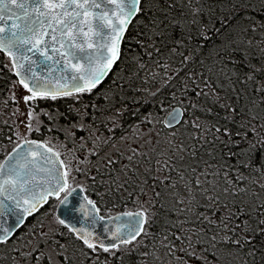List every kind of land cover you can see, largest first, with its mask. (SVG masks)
Segmentation results:
<instances>
[{
    "label": "trees",
    "instance_id": "obj_1",
    "mask_svg": "<svg viewBox=\"0 0 264 264\" xmlns=\"http://www.w3.org/2000/svg\"><path fill=\"white\" fill-rule=\"evenodd\" d=\"M140 9L119 61L90 95L121 104L129 119L182 106L183 122H197V145L212 159L201 162L203 177L223 182L234 195L248 190L254 204L251 209L246 201L222 194L200 202L198 193L204 189L191 178L184 185L196 192L189 199L193 208H182L183 200L166 205L159 198L150 213L155 216L147 217L143 233L133 241V252L101 264L143 262L158 244L175 264H183L189 259L180 251L188 248L184 237L190 236L198 249L197 240L207 247L213 235L217 248L209 250L217 251L221 264H264V196H254L258 186L257 192L264 193V157L248 149L249 142L264 139V0H142ZM16 81L10 57L0 51V157L18 143L13 117L19 99L11 94ZM53 102L37 96L26 103L45 119L32 138L43 140L53 132V109L60 108L59 118L65 122L82 111L71 109L76 98ZM166 179L171 184V177ZM222 237L230 241L220 243ZM235 240L239 244L231 242ZM225 248L234 250L231 259L221 256Z\"/></svg>",
    "mask_w": 264,
    "mask_h": 264
},
{
    "label": "snow or ice",
    "instance_id": "obj_2",
    "mask_svg": "<svg viewBox=\"0 0 264 264\" xmlns=\"http://www.w3.org/2000/svg\"><path fill=\"white\" fill-rule=\"evenodd\" d=\"M103 3L114 5L110 9L112 16L107 12L93 11L100 8L97 0H0V51L10 57L14 66L23 69V72L17 71L16 74L21 76L19 82L31 93L24 97L25 103L35 100L37 96L41 99L55 100L57 96L91 91L111 70L112 64L119 59L121 34L131 18L141 11L139 7L141 0H103ZM107 26L111 27L110 33L104 31ZM105 35L108 39L98 44L97 41L102 40ZM28 52L32 53V56L25 54ZM49 61H52L51 65ZM24 62H27V67ZM41 64L48 68L49 76L57 70L55 66L60 65L61 70L68 74L67 77L61 76L60 79L66 78L70 86L61 85L58 81L54 88L41 86L40 79L43 78H37L33 72V67ZM26 78L35 81V87H29L25 82ZM181 115L178 109H174L169 113V120L165 123L171 127L179 123ZM28 128L31 130V123ZM248 149L252 153L260 152L264 157V139L249 142ZM133 152L135 154V150ZM49 153H53V150L47 144L25 140L13 149L7 159L0 162V243H7L9 237L13 235L12 226H5L9 216L15 217L19 224L24 219L21 211L31 215L32 210L45 202L50 195H55L61 205H67L69 196L76 191L68 182L70 165L58 159L59 152L53 155ZM41 162L45 165L50 164L51 167H43ZM57 162L60 167H57ZM196 183L199 185L200 181L197 180ZM36 188L42 191L37 192ZM11 192H16L21 198L10 196ZM62 192L66 193L63 199L60 197ZM8 200L12 203H7ZM72 211L87 215L98 213L99 208L94 201L85 198L84 203L78 208H72ZM123 215L129 219L124 220L122 225H117L111 233L114 242L107 246L99 243V248L104 252H112L114 249L118 250L121 245L131 244L144 231L146 216L143 212ZM92 219L95 220L96 216L93 215ZM111 219L120 221L121 217ZM58 222L64 224L65 220L59 219ZM71 230L89 249L93 252L97 250V243L89 239L92 236L91 232L86 229ZM184 239L188 240V248L191 251L188 248L180 249L189 258L184 260L183 264H192V261L196 264H221V257L217 251L209 250L217 248L216 235L210 238L207 247L197 240L198 249L192 246L190 236ZM229 241V237H222L219 242ZM231 242L239 244V240ZM48 246L50 247V244ZM25 255L31 257L36 264H40L41 260H51V256L43 251V245L33 246ZM65 259L61 253L60 264H63ZM177 259L181 260L182 257Z\"/></svg>",
    "mask_w": 264,
    "mask_h": 264
},
{
    "label": "rangeland",
    "instance_id": "obj_3",
    "mask_svg": "<svg viewBox=\"0 0 264 264\" xmlns=\"http://www.w3.org/2000/svg\"><path fill=\"white\" fill-rule=\"evenodd\" d=\"M11 94L19 99L13 117L19 132L17 142L31 139L33 132L41 129L42 124L45 123V119L41 111H33L27 108L24 97L31 95V93L19 81H16L13 85ZM78 99L79 101L75 103V107L83 109L81 102L82 98ZM53 101L55 100L51 99V102ZM105 101L108 102L106 103ZM99 102V104L97 101L95 102L93 114L99 117L102 122H107L111 117L117 118L119 121L124 119L125 114L120 108L122 106L121 104H116L112 100L110 101L107 99H100ZM44 108L46 107L41 109ZM58 109L60 110V108ZM58 109H53V119H56L54 120L53 132L46 135L43 141L53 146V148L63 156L65 163L70 165L71 173L74 171L77 172V169H79L78 165L85 162L84 159L88 151L89 154L90 151L96 152L97 154L100 151L101 157L98 155L97 159L101 158L102 160L111 159L109 155L111 154L110 149L113 144L117 146V149L128 150L131 153V155L125 157L122 151L116 150L118 155H115L114 158L107 162V165L103 167L100 165V169L96 172L95 179L102 183L106 182L103 191H107L109 180H113V184L109 186L110 192L118 193L111 195L106 192V194L102 195L101 203L106 212H108L106 214L121 210V207L111 206L110 203H113V197H117V200L121 201L122 199L120 198H124L122 202H114L117 203V205L124 206L122 209L147 210L151 208L152 202L154 203L159 198L161 200L163 199L166 205H173L177 199L183 200L180 205L182 208H193L194 205L189 203V199H191V197H197L196 192L192 188H185L184 185L185 182L191 178L194 179L195 184H197L196 181L199 180V188L205 190V192L202 190L201 193H198V201L200 202L209 200L206 196H211L213 197L212 199H215L222 194L225 199L229 198V200H237L239 202L246 201L248 203L247 206L251 209L253 208L254 197H249L250 193L248 190L241 191L234 196V194L229 192L227 187L223 186V182L220 183L216 178L205 179L203 177L201 162H211L212 159L208 152H202L197 145L198 142L196 139L199 137V132L196 127L197 122L193 121L192 125H190L189 120L186 119L185 122H182L177 127L167 128L164 123L166 113L160 115L157 113L150 114V112L146 114L144 112L145 114L139 118L135 115L130 122L128 121L125 123V121L119 123L123 125V127H126V130L118 135L116 139H114V132H112L113 135L107 133L110 131L102 130L97 134H92V143L90 147L87 148V142H83L81 138L90 136L92 132L89 129L86 130L82 128L81 124L87 127L84 118H79L75 123L76 126H73L68 122L70 117L67 122L60 120ZM29 113L32 115L30 116ZM29 123L32 125L31 130L28 128ZM103 125H106V123ZM78 126L81 127L79 133H77L78 138H73V129L76 130ZM55 128L59 129V131ZM100 135L101 137H99ZM130 140H133V142L128 143ZM99 142L101 144L100 150L96 147V143ZM133 150H135V154ZM0 153H2V151ZM5 155L4 152L2 157H0V162ZM129 157H132V159L130 160ZM143 169H146L148 175L152 176L153 189L145 193H135V197L133 194V196H130V199H126L125 197L128 193L134 190L133 187L136 182L139 184L144 182V178L142 177L146 172ZM90 170H94L92 166ZM111 172L117 175L110 178L109 173ZM166 176L171 177V184L167 181ZM84 182L86 181H83L82 176H78V174H76V176L72 175V185L82 184ZM173 182L176 183V186L172 184ZM257 188L258 187H256L255 190L258 194H254V196L256 195L260 199L264 196V193L262 194L261 191L257 192ZM128 189L129 191L127 192ZM223 189H227V191ZM58 201L59 200L52 201L41 214L36 216L35 220L37 221L33 228H37L38 232H34L32 235V226H30L23 231L24 233H21L22 238L29 237L30 241L25 246L21 247L24 252L20 253L18 256V264H36V262L33 261L31 257L26 256L25 253L35 245H44L45 241L48 242L45 244V249L50 253L51 260L40 261V264H60L61 253L66 257L63 264H101L105 263L107 260L112 262V259L115 257L120 259L133 252V242L129 245H121L118 250L114 249L112 252H104L98 247L97 250L93 252L80 242L65 225L58 222L60 219L56 212ZM154 214L156 213H148L147 217L149 218L151 216L153 218L155 216ZM43 233L47 235L42 236ZM53 241L55 243H53ZM49 244L50 247L48 246ZM60 245L63 247H60ZM158 245L154 246L151 254L146 255L143 262H145V264H175L174 259L167 256L165 246ZM13 247L14 245L12 243L0 245V261H2L3 256L10 254L11 248ZM53 248L55 252H53ZM155 250L157 251L155 252ZM233 251V249L225 248L221 256L231 259ZM155 254H157L156 257ZM143 262H138L137 264H143Z\"/></svg>",
    "mask_w": 264,
    "mask_h": 264
},
{
    "label": "flooded vegetation",
    "instance_id": "obj_4",
    "mask_svg": "<svg viewBox=\"0 0 264 264\" xmlns=\"http://www.w3.org/2000/svg\"><path fill=\"white\" fill-rule=\"evenodd\" d=\"M91 91H93V90H91ZM91 91H85V92H82V93H74L73 95L68 96L71 99L76 98L77 102L79 101L78 98H80V97L84 98L87 95L90 96V99H86V100L82 99L81 100L83 109H82L81 112H79L80 117H79V114H78V117L74 118L72 116V117H70V119L68 121V122H70L71 125L76 126V124H75L76 121H78L79 118H84L85 125L87 127H84L81 124L82 128H84L86 130L89 129L92 132L90 136H86L85 138L82 139L83 142H87V144H88L87 148H89L90 144L92 143V134H97L98 132H101L102 130L110 131L111 133L110 132H107V133H110L111 135H113L112 132H114V139H116V138H118V135H120L121 133H123L126 130V127H123V125H120L119 123H122V122H125V121H126L125 123H127L128 121L132 120V119H129L130 117L125 115L124 119L121 120V121H119L117 118H112L111 117V118L108 119L107 122H102L99 119V117H96L95 114H93L94 113V108H95V102L97 101L98 104L100 103L99 100H98L99 99V95H90ZM85 101H90L91 103H85ZM74 107H75V102H71V109L72 110H76V108L74 109ZM104 123H106V125H103ZM80 128L81 127L78 126V127H76V130L73 129V138L74 137L78 138V134L77 133H79ZM99 137H101V135ZM132 142H133V140L128 141V143H132ZM100 145H101L100 142L96 143V147H98L99 150H100ZM116 150L122 151L124 153L125 157H128L129 155H131L130 151L117 149V146L113 144L112 148L110 149L111 154L109 155L111 157V159L114 158L115 155L116 156L118 155L116 153ZM87 153L88 154H87V156L84 159L85 162L78 165L79 169H77V172L74 171L73 173H71V171H70V174H69V177H68V182H69L71 188H74V187H77V186L82 187L85 190V193H86L87 197L90 200H92V201H94L96 203L97 207L99 208V211L102 214L110 215V214H106L108 212H106L104 206L101 203V197H102L103 194H106V192H108L111 195L118 194V193H111L110 192L109 186L111 184H113V180H109L110 182H109V185L107 187V191L106 192L103 191V188H105V183L106 182L102 183V182L96 180L95 179V175H96V172L100 169V165H102V167L107 165L106 163L109 162L111 159H105V160H102L101 158L97 159L98 155H99V157H101V152L100 151H99L98 154L96 152H95V154H92V153H94L92 151H90V154H89V151ZM60 156H61L62 160L64 161L63 156L61 154H60ZM65 164H67V163H65ZM170 165H172V164H170ZM91 166L94 169L93 171L90 170ZM143 170L146 172L143 175L144 182L142 184L140 183L141 185L139 183L137 184V182H136L134 184L135 186L133 187L134 190H132L130 193H128V195L125 197L126 199H130V196H133V194H135V193H138V192L139 193L140 192H142V193L144 192L145 193V192H148L150 189H153V182H152V178H151L152 176L148 175V171L146 169H143ZM76 174H78V176L79 175L82 176L83 181H86V182H84L82 184H74V185H72V183H71L72 175L76 176ZM109 174H110V178L117 175L116 173H113V172H111ZM128 191H129V189L127 190V192ZM65 194L66 193H63V192L60 194L61 199H63ZM134 197H135V195H134ZM120 199H122V201H124V198H120ZM55 200H58V199H56V196L55 197H51L49 199L48 203L45 206H43L36 214L32 215L31 217H29L27 219V221L23 224V226H21V228H19V230L10 239H8L7 243H0V245H6L8 243H12L14 245V247L11 248L10 254L6 255V256H3L2 261H0V264H18L19 263L18 256H19L20 253L24 252L21 247L25 246L30 241L29 237L22 238L21 233H24L23 231L25 229H27L28 227H30V226H32V228H31L32 235L34 234V232H38L37 228L36 229L33 228L34 225L36 224V221H37V220H35L36 216L38 214H41L43 212V210L46 209V207L49 206L51 204V202L55 201ZM122 201L121 200H117V197H113V203H110L111 206H113V207H121L120 208L121 210H117L116 212H113L111 214L125 212V211H139V212H143L144 214H148V213H152L154 211V207H156L155 205H153V204H156V203L152 202L151 208L147 209V210H133V209H130V208L129 209H127V208L126 209H122V207H124V206L117 205V203H114V202H122ZM59 203H60V201H58V204ZM58 204H57V206H58ZM53 208H54V206H53ZM53 211H54V209H53ZM56 212H57V208H56ZM33 241H35V240H33ZM43 251L45 253H47L48 255L50 254L45 249V244L43 245ZM53 252H55L54 248H53ZM42 261L43 260H41V262Z\"/></svg>",
    "mask_w": 264,
    "mask_h": 264
},
{
    "label": "water",
    "instance_id": "obj_5",
    "mask_svg": "<svg viewBox=\"0 0 264 264\" xmlns=\"http://www.w3.org/2000/svg\"><path fill=\"white\" fill-rule=\"evenodd\" d=\"M141 2H142V0H141ZM97 3L100 4V8L94 9L93 10L94 12H96V13L107 12L109 16H112V12L110 11V9H112L114 7V5H111V4H107L106 5L105 3H103V0H97ZM139 7H141V3L139 5ZM138 13L139 12H137L131 18L130 22L127 23V25L125 27V30L121 34V41H120V45H119V59L121 57L122 45H123V41H124L125 35L127 33V30L129 28V26L131 25V23L133 22V20L135 19V17L138 15ZM88 18H90V17H88ZM113 23L114 24L116 23L114 18H113ZM104 31H105V33H110L111 32V27L110 26L105 27ZM107 39H108V36L105 35L104 38L102 40H98L97 43L98 44H102ZM25 54L28 55V56H32V53H30V52L25 53ZM49 54L51 55V52ZM33 58L35 59V57H33ZM54 59H58V57H54ZM119 59H117L115 61V63L112 64L111 70L107 73V75L103 78V80L98 85H100L108 77V75L111 73V71L113 70V68L115 67V65L119 61ZM24 63H25V67H27V62H24ZM48 63H49V65H51L52 61H49ZM55 67H56L57 70L53 71L51 73V76H49L48 68L45 65L41 64L38 67H33V72L36 73L37 78H43V79H40L41 86L47 85L50 88H54V87L57 86V81L61 85L67 84L68 86H70V82L66 78L65 79H60L61 76L67 77L68 74L64 73L61 70L60 65H56ZM13 71H14V74L16 75L17 79L20 81L21 76H18L16 73H17V71L23 72V69H20V68H18V67L13 65ZM25 82L28 83L29 87H35V81H33L31 78H26ZM96 87H94V88H96ZM94 88H92V89H94ZM174 109H178L181 112L182 115L180 116L179 123H175L171 127H175V126L180 125L182 123V121L184 119V115H185V109L182 106H180V105H176V106L172 107L167 112V114H166V116L164 118V123L169 120V113L172 112ZM165 125L167 126L166 123H165ZM167 127H169V126H167ZM27 140L37 141L38 143H44V142H42L40 140H37V139H27ZM23 141H25V140H23ZM23 141L19 142L18 144L23 143ZM18 144H16L6 154V156L4 157L2 162L5 159H7L8 155L10 153H12L13 149L16 148ZM52 150H53V153H49V155H53L54 153H56V151L54 149H52ZM58 159L62 160L60 156H59ZM41 166L46 167V168L47 167H51L50 164L45 165V164H43V162H41ZM57 167H60L58 162H57ZM30 186H32V185H30ZM74 189H76V191L73 192L72 196H69V198H68L69 203L67 205H61V203L58 204V206H57V214H58L60 219L65 220L64 224L67 225L70 229L71 228H75L77 230L86 229L88 232H91L92 236L89 237V239L92 242L97 243L98 247H99V243L100 242H102L106 246L114 242L112 240L111 233L115 230L117 225H122V222L124 220L129 219L128 217H124V215H123L124 213H136V212H139V211H136V212H120V213H116V214H113V215L104 216V215H102L100 213V211L98 213H89L87 215H85L84 213L77 212V211H72V208H74V207L78 208L81 204H83L85 198L89 199L87 197L86 193H85V190L82 187L77 186V187H74ZM36 191L39 192V191H42V189L36 188ZM9 195L10 196H16L17 199L21 198V196L17 195L16 192H11ZM50 196H55V195H50ZM50 196H48V198H47V200L45 202H42L40 205L37 206L36 209L32 210L31 215H28V214L23 213L21 211L20 214L24 216V219H22L19 222V224H17L15 217L9 216L7 218V224L5 226L6 227L12 226L13 235H14L19 230V228H21V226H23V224L27 221V219L29 217L34 215L36 212H38L43 206H45L48 203ZM6 202L9 203V204L12 203L11 200H8ZM24 207H29V205H24ZM93 215L96 216L95 220L92 219ZM100 217H103V219H100ZM114 217H121V220L120 221H113L111 218H114ZM144 225H145V223L143 224V228H144ZM75 235H76V233H75ZM12 236H10L9 239Z\"/></svg>",
    "mask_w": 264,
    "mask_h": 264
},
{
    "label": "bare ground",
    "instance_id": "obj_6",
    "mask_svg": "<svg viewBox=\"0 0 264 264\" xmlns=\"http://www.w3.org/2000/svg\"><path fill=\"white\" fill-rule=\"evenodd\" d=\"M184 3V2H183ZM256 51V50H255ZM260 55V54H259ZM248 57V56H247ZM259 57V56H258ZM248 88V87H247ZM248 90V89H247ZM103 111V110H102ZM130 122V121H129ZM93 126V125H92ZM166 127V126H165ZM163 128V127H162ZM109 129V128H108ZM170 130V129H169ZM111 133V132H110ZM104 135V134H103ZM215 135V134H214ZM211 139V138H210ZM96 141V140H95ZM91 142V141H90ZM197 149V148H196ZM183 151V150H182ZM204 152V151H203ZM124 155V154H123ZM121 156V155H120ZM185 160V159H184ZM217 166V165H216ZM117 167V166H116ZM121 167H122V165H121ZM208 172V171H207ZM211 172V171H210ZM245 175V174H244ZM132 176V175H131ZM138 176V175H137ZM142 176V175H141ZM260 177H261V175H260ZM144 178V177H143ZM210 178V177H209ZM130 180V179H129ZM235 180V179H234ZM138 184V183H137ZM141 185V184H140ZM144 185V184H143ZM261 185V184H260ZM143 187V186H142ZM174 187V186H173ZM217 187V186H216ZM259 187V186H258ZM174 190V189H173ZM185 190V189H184ZM224 190V189H223ZM242 190V189H241ZM247 191V190H246ZM126 195H127V193H126ZM135 195V194H134ZM174 195V194H173ZM172 196V195H171ZM170 196V197H171ZM235 196V195H234ZM245 197V196H244ZM174 199V198H173ZM225 199V198H224ZM169 200V199H168ZM176 200V199H175ZM252 201V200H251ZM136 202V201H135ZM170 205V204H169ZM134 207V206H133ZM254 207H255V205H254ZM234 210V209H233ZM78 245V244H77ZM78 252V251H77ZM157 255V254H156ZM159 255V254H158ZM151 260V259H150Z\"/></svg>",
    "mask_w": 264,
    "mask_h": 264
}]
</instances>
